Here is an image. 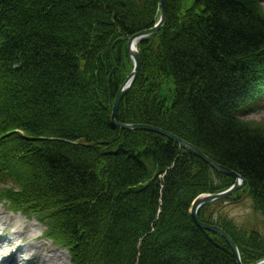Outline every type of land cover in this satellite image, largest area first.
<instances>
[{
  "label": "trees",
  "instance_id": "obj_1",
  "mask_svg": "<svg viewBox=\"0 0 264 264\" xmlns=\"http://www.w3.org/2000/svg\"><path fill=\"white\" fill-rule=\"evenodd\" d=\"M261 1L165 0V24L139 44L143 67L118 116L167 128L243 174L264 214V130L232 122L240 92L264 70ZM157 8V0H0V143L28 166L18 177L22 203L44 204L69 237L84 233L82 264H136L160 200V227L139 264H235L218 236L174 229L172 198L182 190L186 208L214 188L207 165L164 137L110 123L128 72L114 42L150 26ZM115 29L122 34L111 37ZM227 230L244 261L264 256V241ZM168 231L171 260L158 249Z\"/></svg>",
  "mask_w": 264,
  "mask_h": 264
},
{
  "label": "water",
  "instance_id": "obj_2",
  "mask_svg": "<svg viewBox=\"0 0 264 264\" xmlns=\"http://www.w3.org/2000/svg\"><path fill=\"white\" fill-rule=\"evenodd\" d=\"M160 1V5H161V9H162V12H161V18H160V21H159V24L158 26L154 27V28H151V29H148V30H144L138 34H136L135 36L131 37L129 39V42H128V52L129 54H132L133 57H134V60H135V68L133 69V71L129 74V76L126 78L125 80V83L122 85V87L120 88V90L117 92V96H116V99H115V104H114V109H113V113L115 112L116 110V107L118 106V103L122 97V95L124 94L125 92V85L126 83H130L133 82V80L135 79L136 75H137V72H138V69H139V57L137 55L136 52H134L133 50L130 49V45H131V42L134 38L138 37V36H142V35H145V34H149L151 32H154L156 30H158V28L163 24V21H164V5H163V0H159ZM112 122L115 124V121L112 120ZM148 129L150 130H154V131H158L164 135H167L169 136L170 138H173V139H176L174 138V136L172 135H169V134H166L160 130H157V129H154V128H151L149 127ZM187 147L189 148L190 151H192L195 155H197L198 157L202 158V159H205L207 162H209L213 167H215L217 170L221 171V172H225V173H230V174H233V172H231L230 170H228L227 168L225 167H222V166H219L217 165L216 163H214L213 161L209 160L208 158H206L201 152H199L195 147L193 146H190V145H187ZM235 174V173H234ZM236 175V174H235ZM237 176V175H236ZM237 187V184L235 185L234 189ZM213 197H217V196H213ZM213 197H207V198H204L202 200H198L197 203H199L200 201H209L211 200ZM206 226V225H205ZM207 228L211 229V230H214L216 231L217 233H219L226 241L227 243L229 244V246L231 247L233 253H234V256L238 262V264H241L240 262V257H239V253H238V250H237V247L235 245V243L233 242V240L225 233L223 232L222 230H219L217 228H212V227H209V226H206ZM253 264H262L261 262H256V263H253Z\"/></svg>",
  "mask_w": 264,
  "mask_h": 264
},
{
  "label": "rangeland",
  "instance_id": "obj_3",
  "mask_svg": "<svg viewBox=\"0 0 264 264\" xmlns=\"http://www.w3.org/2000/svg\"><path fill=\"white\" fill-rule=\"evenodd\" d=\"M260 116V115H258ZM257 116V117H258ZM232 208H239L241 210L242 213L246 212L247 210V205L245 204V202L243 201L242 203H238V204H229L228 206L225 207V209H232ZM234 221L237 220L236 217H231ZM241 224H243L244 226L250 227V228H254V229H261L260 232L263 233L264 230V219L262 217H260L259 215H256L255 213H251L248 214L246 216H243L240 219Z\"/></svg>",
  "mask_w": 264,
  "mask_h": 264
},
{
  "label": "clouds",
  "instance_id": "obj_4",
  "mask_svg": "<svg viewBox=\"0 0 264 264\" xmlns=\"http://www.w3.org/2000/svg\"><path fill=\"white\" fill-rule=\"evenodd\" d=\"M257 119L258 120H264V111L261 112L260 116H258ZM244 202L247 205V210L244 213H242L239 208L225 209V212H227L229 216L237 218V220H236L237 223L240 222V219L243 216L251 214L254 211V208H253L254 200H253V198L250 195L246 196L244 198Z\"/></svg>",
  "mask_w": 264,
  "mask_h": 264
},
{
  "label": "bare ground",
  "instance_id": "obj_5",
  "mask_svg": "<svg viewBox=\"0 0 264 264\" xmlns=\"http://www.w3.org/2000/svg\"><path fill=\"white\" fill-rule=\"evenodd\" d=\"M241 99H239V101H240ZM26 230H29V227H26ZM27 240V238H24V241H26Z\"/></svg>",
  "mask_w": 264,
  "mask_h": 264
},
{
  "label": "snow or ice",
  "instance_id": "obj_6",
  "mask_svg": "<svg viewBox=\"0 0 264 264\" xmlns=\"http://www.w3.org/2000/svg\"><path fill=\"white\" fill-rule=\"evenodd\" d=\"M235 187V186H234Z\"/></svg>",
  "mask_w": 264,
  "mask_h": 264
}]
</instances>
